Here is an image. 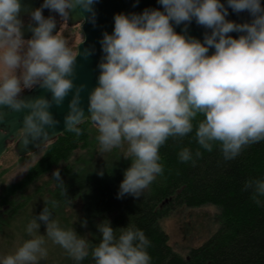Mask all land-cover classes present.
<instances>
[{
    "label": "clouds",
    "instance_id": "1",
    "mask_svg": "<svg viewBox=\"0 0 264 264\" xmlns=\"http://www.w3.org/2000/svg\"><path fill=\"white\" fill-rule=\"evenodd\" d=\"M226 2L227 7L224 0H158L163 10L116 13L113 31L103 33L98 83L88 96L90 116H85L77 88L64 123L67 131L80 135V125L90 120L97 129L98 153L122 148V156L131 160L118 198L140 197L163 173L159 150L169 138L179 140L195 129L200 148L212 151L218 144L225 160L264 141V5L261 0ZM93 4L94 0H43L29 13L32 36L25 39L21 0H0V106L16 112L28 109L18 130L23 131L24 147L38 140L44 146L51 140L49 129L58 121L49 109L53 103L62 104L73 89L79 54L54 31L57 19L46 17L43 9L68 20L77 7L93 12ZM229 7L235 12L247 10L253 19L229 20ZM193 19L211 29L203 40L175 30L174 25ZM233 31L241 34L229 35ZM210 48H214L211 54ZM37 85L50 91L51 99L22 96ZM198 116L202 119L194 124ZM200 148L193 153L183 147L178 159L195 163L202 155ZM52 177L61 194L67 195L59 168ZM249 189L261 203L264 178L248 179L244 190ZM57 205V200H45L43 210L25 226L28 238L7 254L0 253V264H38L48 256V241L64 249L76 264L89 256L93 264H151V241L142 229L131 224L113 228L105 219L96 225L99 242L90 244L53 218Z\"/></svg>",
    "mask_w": 264,
    "mask_h": 264
},
{
    "label": "trees",
    "instance_id": "2",
    "mask_svg": "<svg viewBox=\"0 0 264 264\" xmlns=\"http://www.w3.org/2000/svg\"><path fill=\"white\" fill-rule=\"evenodd\" d=\"M199 119L202 116H198L194 124ZM90 125L89 122L82 123L80 135L66 131L48 143L44 147L45 153L29 168L23 181L0 192V228L4 223L3 216H13L18 209L10 201L14 191L66 163L68 166L61 171V177L67 195H62L60 188L56 187L51 192L52 200L68 203L85 192V198L90 200L86 210L91 219H108L113 228L131 224L145 232L151 241L148 248L151 264H264V196L259 197L261 203L258 204L253 199L252 190H244L248 179L264 178V141L251 144L237 157L225 160L218 144L212 151L200 148L195 129L179 140L169 138L159 150L163 173L157 175L140 197L126 194L118 198L124 170L130 166L131 160H124L117 169L107 170L104 182L100 183L93 177L81 178L84 168L78 170L77 166L70 164L76 150L89 146ZM183 147L190 148L193 153L200 148L202 155L195 158V163L181 162L178 152ZM66 176L72 177V181L65 182ZM8 205L14 206L6 212L4 208ZM204 205L220 209V226L206 243L191 249L183 258L170 246L160 221L181 207ZM99 239L98 232L89 243H98ZM69 264L76 262L71 259ZM81 264H93L91 256Z\"/></svg>",
    "mask_w": 264,
    "mask_h": 264
},
{
    "label": "rangeland",
    "instance_id": "3",
    "mask_svg": "<svg viewBox=\"0 0 264 264\" xmlns=\"http://www.w3.org/2000/svg\"><path fill=\"white\" fill-rule=\"evenodd\" d=\"M60 35L68 43L74 51L84 36L81 28L74 29L64 28ZM90 143L86 149H78L75 151L70 164L79 169L84 168L81 178H95L96 182H104L105 172L109 169H117L122 165V162L130 161L122 156V148H114L111 152L103 155L97 151V129L95 125L89 126ZM8 151L0 159V192L7 191L14 185L23 181L32 167L41 159L45 153V149L36 151L33 154L20 157L14 150V145H10ZM66 163L57 168L60 172ZM103 170V175L99 172ZM52 172L40 177L34 183L14 191L10 197L16 208V214L10 217L4 215V223L0 228V253L7 254L28 238V234L24 231L27 222L33 217L38 216L43 210L45 200H52L51 192L56 189V181L52 177ZM72 177L66 176L65 182H71ZM146 190V189H145ZM143 190V192H145ZM83 195L77 197L68 203H58L53 209V218L57 219L62 227L73 228L79 234L84 236L88 241L92 240L99 232L96 225L101 220L91 219L86 210L90 200ZM92 197L90 196V199ZM13 205V206H14ZM13 206L8 205L4 209L6 212L13 209ZM220 209L214 205H204L201 207L188 208L181 207L173 211L170 215L160 221L161 229L168 235L169 244L173 250L181 257H187L191 249L202 246L210 237L218 230L220 226ZM86 221V225L82 223ZM41 234L45 233V225L41 223ZM48 256L41 259L38 264H69L72 259L65 250L59 245L52 244L48 241Z\"/></svg>",
    "mask_w": 264,
    "mask_h": 264
},
{
    "label": "water",
    "instance_id": "4",
    "mask_svg": "<svg viewBox=\"0 0 264 264\" xmlns=\"http://www.w3.org/2000/svg\"><path fill=\"white\" fill-rule=\"evenodd\" d=\"M43 3V0H21L22 8L20 11V17L23 20V35L24 38H30L32 36L29 30L27 19L30 18V11L36 7H39ZM225 6L227 2L224 0ZM264 5V0H261ZM145 8H160L163 10V6L158 3V0H94L93 12H82L79 7L72 10L68 19L70 26L81 24V30L84 36L83 41L78 45L77 52L79 53L76 58L74 66V72L72 79L74 87L70 90L69 94L65 97L64 101L60 105L52 104L50 111L53 113L54 118L58 121L54 126V129H49L50 139L48 143L58 139L67 130L64 123V117L69 111V101L72 99L73 94L77 88H80L81 106L84 108L85 116H90L88 112V96L90 91L98 83V75L100 69L98 64L102 58V49L100 40L102 39L105 31L111 33L114 29V15L119 12L132 13L142 12ZM43 14L47 17L51 15V11L48 8L43 9ZM227 19L235 21L237 23L251 22L253 17L247 10L235 12L229 7ZM187 24V28H185ZM177 32H184L189 37H196L203 40L204 33L210 32L211 29H207L202 25H198L193 19L191 22H182L179 25H174ZM54 31H59V27ZM241 33L233 31L229 35L238 37ZM214 51V48H210L209 54ZM83 86V87H81ZM24 98H36L39 96H46L51 99V92L45 88L37 85L33 89L26 91L22 94ZM28 111L25 109L22 112H16L10 109L8 106H0V112L4 114V118L0 120V159L8 151L10 145H14L16 154L20 157H24L35 153L38 150L43 149L46 145L42 146L43 141H33L24 147L21 141L23 131L18 130L22 128V120L24 114ZM89 122L85 120L83 123ZM42 146V147H41Z\"/></svg>",
    "mask_w": 264,
    "mask_h": 264
},
{
    "label": "flooded vegetation",
    "instance_id": "5",
    "mask_svg": "<svg viewBox=\"0 0 264 264\" xmlns=\"http://www.w3.org/2000/svg\"><path fill=\"white\" fill-rule=\"evenodd\" d=\"M50 16H54V17H56V19H57V26L59 27V34H60V32L62 31V29H64V28H68V29H74V28H77V27H79V28H81V24H76V25H72V26H70L69 25V23H68V20H62L60 17H59V15L57 14V13H55V12H52L51 11V15ZM31 22V20H30V18L29 19H27V23L29 24ZM34 23V22H33ZM81 43V42H80ZM79 43V44H80ZM31 90V89H30ZM26 91H29V89H25L24 91H23V93H25ZM22 93V94H23Z\"/></svg>",
    "mask_w": 264,
    "mask_h": 264
}]
</instances>
